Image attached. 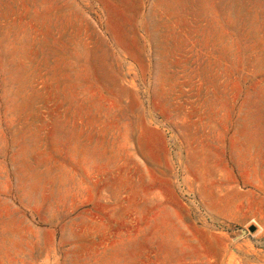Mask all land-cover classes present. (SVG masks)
<instances>
[{
  "label": "rangeland",
  "instance_id": "374dc122",
  "mask_svg": "<svg viewBox=\"0 0 264 264\" xmlns=\"http://www.w3.org/2000/svg\"><path fill=\"white\" fill-rule=\"evenodd\" d=\"M0 264H264V0H0Z\"/></svg>",
  "mask_w": 264,
  "mask_h": 264
},
{
  "label": "water",
  "instance_id": "95a60500",
  "mask_svg": "<svg viewBox=\"0 0 264 264\" xmlns=\"http://www.w3.org/2000/svg\"><path fill=\"white\" fill-rule=\"evenodd\" d=\"M249 230H250V232L254 233L256 231V227L253 226ZM243 233L245 234L246 231H243Z\"/></svg>",
  "mask_w": 264,
  "mask_h": 264
}]
</instances>
